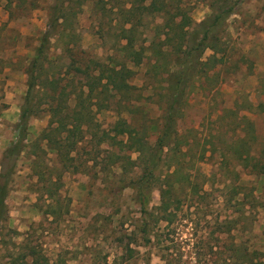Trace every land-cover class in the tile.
Instances as JSON below:
<instances>
[{
  "label": "rangeland",
  "instance_id": "obj_1",
  "mask_svg": "<svg viewBox=\"0 0 264 264\" xmlns=\"http://www.w3.org/2000/svg\"><path fill=\"white\" fill-rule=\"evenodd\" d=\"M55 1L0 0V179L4 153L15 139V125L28 89L27 67ZM143 1L133 6L140 15ZM145 1L148 5L153 0ZM183 1L194 22L200 23L213 17L216 12L212 5L219 0ZM225 2L234 7V13L218 35L221 45L225 41L229 60L218 66L220 81L216 86H199L190 94L179 122V131L185 137H197L201 142L193 145L194 150L204 147L206 154L194 163V188L177 183L175 196L180 200L173 201L170 209L176 214H171L170 220L166 213L159 214L162 220L154 227L151 243L145 242L140 230V183L148 180L146 203L154 217L159 216L160 188H166L175 166L171 163L167 169L169 159L164 158L154 176H147L149 164L139 150L130 147L129 135L120 132V123L125 119L139 137L155 144L163 122L161 94L166 91L165 81H159V69L153 67L154 49L157 53L166 49L158 33L163 20L159 14L143 11V24L138 26L135 41L137 47L143 46L145 56L138 65L122 49L127 40L118 9L132 7L126 0L85 2L74 18V36L58 33L51 38L47 54L55 63L49 73L61 72L70 108L79 99L92 101L94 119L90 126H82L86 133L70 153L75 160L69 168L63 167L50 149L39 160L53 167L55 179L58 172L62 174V186L52 200L42 193V183L33 170L37 154L31 142L42 134L51 118L50 107L45 106L49 101L44 95L47 87L36 96L42 112L30 120L28 146L11 176L0 264H32L27 255L29 245L36 247V257L45 264H224L227 252H220L230 243L227 234L219 231L228 228V219L234 221L231 225L236 244L252 253L255 264H264V172L243 168L231 154L225 155L229 148L240 146L247 120L252 122L255 135L249 147L256 154L264 148V0ZM68 40L75 62L69 56L72 52L67 54ZM212 53L207 50L206 56ZM125 64L132 73L122 81L118 73ZM74 68L77 70L71 74ZM46 75L40 80L45 81ZM95 76L100 80L99 87L94 97H89L87 83ZM102 87L109 91L110 99L106 94L99 95L105 98V106L100 108L96 101ZM128 88L131 98L124 102ZM166 151L174 154V149ZM230 168H235L239 176ZM232 182L243 186L237 196L244 200L240 205L234 204L235 199L230 201ZM227 262L238 264V258Z\"/></svg>",
  "mask_w": 264,
  "mask_h": 264
},
{
  "label": "trees",
  "instance_id": "obj_2",
  "mask_svg": "<svg viewBox=\"0 0 264 264\" xmlns=\"http://www.w3.org/2000/svg\"><path fill=\"white\" fill-rule=\"evenodd\" d=\"M87 1L91 0L55 1L54 5L49 8L47 28L39 38V44L27 67L28 89L21 106L20 120L15 125V139L6 149L2 162L0 179V244L4 228L3 224L8 218L6 199L9 194L11 176L16 168L17 160L28 146L30 120L35 116L41 115V100L35 101V99L43 91L42 87H47L44 95L49 96V101L45 106L50 107L51 118L42 134L35 141H32L33 143L31 142V146L34 147V153L37 154L33 170L36 176H38V180L42 183V193L47 194L52 200L56 198L55 196L62 186V174L58 172L59 175L55 179L53 177V167L45 163H39V160L43 158L44 153H47V149H50L56 152L58 160L63 164V167L69 168V165H73L72 163L75 160V158L70 156V153L77 148L78 143L84 139L86 133L82 126H90L93 122L94 113L91 111L90 106L92 105V101L89 103L85 102V104L83 100L79 99L76 105L70 108L67 87L65 84H61V72L55 73L54 71L51 74L49 73L55 62L51 61L47 54L51 47V38L54 35L59 33L61 36L64 35L70 38L74 36L76 30L74 18L82 5ZM126 1L131 2L132 7H119L118 9L121 16L123 38L127 40L126 45L122 49L126 57L134 65L142 64L145 56L143 55L145 54L143 46L137 47L135 41L138 26L139 24H143V11L152 15L159 14L163 20L159 26L160 30L158 33L163 36L161 43L166 46V49H160L158 53L157 49H154L155 63L153 64L154 68L159 69V72L157 71L160 76L159 81L163 80L166 83L164 87L166 91L164 94H161V98H164V112L160 132L154 145H150L144 137H139V132L131 128L125 119L120 123L123 126L120 127V132H127L130 147L139 150L142 157H144V162L149 164L146 168L149 170L147 176L149 174L154 176L156 168L160 167L159 163H162L164 158L168 157L169 159V164L166 165L167 169L172 167L171 163L175 166L174 171L168 175L169 181L165 183L166 180H164L166 188H160L162 204L159 207L158 215L166 213L167 220H170V215L176 214L170 210L172 202L180 200L175 196L177 183H187L192 186V189L194 188L193 186L196 185V181H194L196 166L194 163L198 160V156L199 158L204 156L207 150L204 147L200 148L199 151L194 150L193 145L200 144L201 142L197 137H185L184 133L179 131V122L182 121L185 115L190 94L199 86L203 89H207L208 87L212 89L220 81L218 66L226 65L229 56H227L225 41L221 45L222 37L218 35V32H224L223 24L234 13V7L227 4L225 0H219L212 5L213 11L216 12L213 17L205 19L200 23H195L183 0H153L148 5H145L146 1L144 0L140 5V10H142L141 15L133 7L138 0ZM69 42L68 40L66 43L67 54L72 52L69 56L75 62L76 56L73 55V49L70 47ZM207 50H212L213 53L206 56ZM47 64L49 67H46ZM123 66V71L118 74L120 80L125 81L132 71L127 67V64ZM76 70L77 68H74L69 71L73 74ZM45 75V81L40 80ZM93 79V81L89 80L87 83L90 88L89 97L91 95L94 97L93 92L97 91L99 87L100 80L98 76H95ZM131 92L130 88L126 89L124 92V102H127L131 98ZM108 93L109 91L103 87L100 93H97L96 102L100 108L105 106L102 103L105 101V98L101 99L99 95L106 94L107 97H105L110 99V93ZM135 100H138V97ZM120 102L124 104L123 100ZM247 108H251V105H248ZM246 128L243 139H240V146L229 148L225 152V155L227 153L228 155L231 154L233 158L237 159L239 166L243 168H250L251 171L255 172H264V148L257 154L251 150L249 143L255 138L251 121L247 120ZM43 141L44 145L42 144ZM170 149H174V154L171 156L166 151ZM213 150H215V147L212 148ZM229 170L234 171L236 175L238 174L235 168H230ZM198 174H200L199 170ZM147 178L149 179V177ZM157 178H159L158 175ZM143 181L140 183L141 189L139 191L141 195L140 203L143 206V218L140 230L143 233L145 242L151 243L154 227L162 219L161 215L154 217V213L150 211L148 203H146L148 197L146 185L149 182L148 180ZM231 185L230 192L232 193V197L230 201L235 199L234 204L238 205L244 203L243 199H237V196L243 192V186L236 182H232ZM52 206L53 204L49 208ZM52 212L54 213L55 211ZM226 222L229 224L228 228L219 231L220 233L227 234L230 243L225 250L220 252L222 254L227 252L224 264H229L227 261L232 258H238V264H255V258L252 253L241 245H237L233 240L232 231L234 224L233 226L231 225L234 222L233 219H228ZM27 248V255L31 257L32 264H45V262L41 261V258L38 259L36 257L37 250L34 245H29ZM168 262H172V260L168 259Z\"/></svg>",
  "mask_w": 264,
  "mask_h": 264
}]
</instances>
